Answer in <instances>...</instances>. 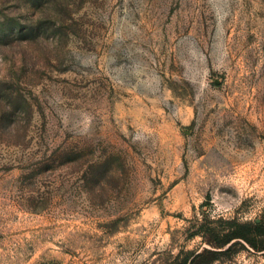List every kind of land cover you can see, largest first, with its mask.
I'll return each mask as SVG.
<instances>
[{
  "label": "rangeland",
  "instance_id": "374dc122",
  "mask_svg": "<svg viewBox=\"0 0 264 264\" xmlns=\"http://www.w3.org/2000/svg\"><path fill=\"white\" fill-rule=\"evenodd\" d=\"M229 219L264 221V0H0V264H165Z\"/></svg>",
  "mask_w": 264,
  "mask_h": 264
},
{
  "label": "trees",
  "instance_id": "16d2710c",
  "mask_svg": "<svg viewBox=\"0 0 264 264\" xmlns=\"http://www.w3.org/2000/svg\"><path fill=\"white\" fill-rule=\"evenodd\" d=\"M226 222L229 228L225 232L210 236L203 234L206 246L181 252L165 264H214L232 259L241 250L254 253L264 251V221L229 219Z\"/></svg>",
  "mask_w": 264,
  "mask_h": 264
}]
</instances>
